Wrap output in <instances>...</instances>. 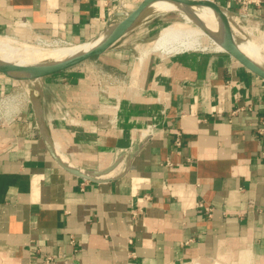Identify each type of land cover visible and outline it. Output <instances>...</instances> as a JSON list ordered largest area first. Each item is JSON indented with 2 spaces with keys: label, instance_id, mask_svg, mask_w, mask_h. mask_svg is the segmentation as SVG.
<instances>
[{
  "label": "crops",
  "instance_id": "1",
  "mask_svg": "<svg viewBox=\"0 0 264 264\" xmlns=\"http://www.w3.org/2000/svg\"><path fill=\"white\" fill-rule=\"evenodd\" d=\"M124 1L0 0V32L83 43L121 19ZM214 1L264 26V0ZM126 37L42 87L51 137L72 163L103 169L138 151L116 180L60 167L28 88L15 94L25 81L0 73L13 99L0 107L24 105L0 127V264H264V78L212 48L139 61Z\"/></svg>",
  "mask_w": 264,
  "mask_h": 264
},
{
  "label": "water",
  "instance_id": "2",
  "mask_svg": "<svg viewBox=\"0 0 264 264\" xmlns=\"http://www.w3.org/2000/svg\"><path fill=\"white\" fill-rule=\"evenodd\" d=\"M159 3L172 4L178 11L191 14L194 23L203 29L225 52L249 70L264 78V60L249 55L234 42V39H242V36L236 33L235 28L242 35L244 34L242 26L245 24L242 17L246 15L232 12L214 0H141L136 8L130 12L121 6V9L114 16V19H121L107 26L91 40L83 42L86 47L73 56L32 64H20L0 58L1 74L16 81L32 82V88L28 90L29 100L34 111L37 127L48 152L60 167L81 179L96 183L119 179L127 173L133 157L138 151L133 154L118 155L109 166L103 169L83 168L64 157L58 151L44 118L42 104L44 91L42 87L45 85L43 79L110 51L143 22L153 5ZM204 7L209 8L217 17L218 28L216 31L208 28L199 18L198 10ZM148 139L149 136L143 139L137 150L142 149ZM121 164H123L121 171L112 174Z\"/></svg>",
  "mask_w": 264,
  "mask_h": 264
},
{
  "label": "bare ground",
  "instance_id": "3",
  "mask_svg": "<svg viewBox=\"0 0 264 264\" xmlns=\"http://www.w3.org/2000/svg\"><path fill=\"white\" fill-rule=\"evenodd\" d=\"M174 10L178 11L172 4H155L149 10L148 14H146L142 23L156 14ZM180 15L182 16V20L163 26L160 31H158L159 33L153 41L137 48L139 61H143L150 53L155 52L160 55L168 56L190 50H207V48H212L213 51L214 49L224 51V49L215 43L203 29L194 23L191 14L180 12ZM198 15L208 28L213 31L217 30L218 19L209 8H200L198 10ZM242 29L244 31L243 35L235 28L236 33L240 34L242 39H234V42L237 43L244 52L264 60V39L256 34L247 35L245 34L246 31L252 30H247L243 26ZM262 35H264V33ZM205 41L209 42V44L203 45ZM84 47H86L84 43H69V45L55 44L52 48H45L39 44H29L19 38L0 36V58L20 64H32L70 57L77 54ZM2 104H5L4 100ZM57 147L60 149L58 145Z\"/></svg>",
  "mask_w": 264,
  "mask_h": 264
},
{
  "label": "rangeland",
  "instance_id": "4",
  "mask_svg": "<svg viewBox=\"0 0 264 264\" xmlns=\"http://www.w3.org/2000/svg\"><path fill=\"white\" fill-rule=\"evenodd\" d=\"M127 2L131 3V7L128 8V12H130L133 9L136 8L137 4L139 3V0H130V1L126 0L125 3H127ZM149 20H150L149 23H145V22L141 23L136 28V31H134L133 33H131L130 35H128L126 37V41L123 42L124 43L123 46L125 48L129 49L130 47H132V48L134 47L137 50V48L139 46H143V45L148 44L149 42L153 41L156 38V36L159 33L158 31H160V29L163 26L171 24L172 22H175V21L182 20V16L180 15V11H175L174 10V11H170V12H162V13L156 14L155 16H152ZM244 24H245L243 26L244 28H246L247 30L248 29L252 30V31H246L245 34H247V35L256 34L260 38L264 39V35H262L264 33V26L263 25L262 26H258L257 24H255L253 22H250L249 24L244 22ZM0 36H10V37L17 38L16 36L11 35L10 33L8 34V33H4V32H0ZM20 40H23V39H20ZM23 41H25V42H27L29 44H32V45L39 44V45L44 46L45 48L46 47L47 48H52V47L55 46V44H57V45L58 44L59 45H69L68 42H65V41H63L61 39H56V38H51L50 39V38H46V37H42V36H38L36 38L32 37L30 39H24ZM208 44H209V42L205 41L203 45H208ZM209 49H211V48H207V50H209ZM198 50H200V49H198ZM201 50H203V49H201ZM205 50L206 49H204V51ZM190 51H192V50H190ZM193 51H195V50H193ZM78 65H80V66H78ZM78 65H76V66L82 67L84 64L80 63ZM16 83H19V84H17L18 85L17 86V91H16L17 93H15V94L19 95L20 97H22V95H23V97L25 96V98L27 99L26 91H27V88H28V90L30 88H32V82L25 81V82H16ZM8 94L9 93L5 92V93H2L0 95V98H2V97L6 98L4 100H7L6 101L7 103H9V102H11L13 100ZM20 97H18V99H20ZM16 102H17V105H14L15 106L14 110H11L9 113L5 112V110L7 108H5V107L1 108L0 107V127H2V125H4L3 121L5 120V118L7 116L11 117L12 115L15 114L16 111H19L24 106V105H22L21 101L17 100ZM30 105H31V102H30L29 97H28V106H30Z\"/></svg>",
  "mask_w": 264,
  "mask_h": 264
},
{
  "label": "built area",
  "instance_id": "5",
  "mask_svg": "<svg viewBox=\"0 0 264 264\" xmlns=\"http://www.w3.org/2000/svg\"><path fill=\"white\" fill-rule=\"evenodd\" d=\"M238 1L241 4L242 8H247L251 3H255V4L260 3V0H238ZM65 42H67V41H65ZM4 99H6V98L0 99V101L4 100ZM8 106H9V104H8ZM1 108H3V107H1ZM5 108H7V107H5ZM5 112H6V110H5ZM258 132L260 134H264V112L260 116ZM178 143H179V141H178ZM261 157L264 160V150L261 153ZM200 206H202L206 209L209 217L212 215V208L211 207L204 205L202 203H200ZM56 261H57L56 258L54 256H50V255H46L45 259H44L45 264H55Z\"/></svg>",
  "mask_w": 264,
  "mask_h": 264
}]
</instances>
